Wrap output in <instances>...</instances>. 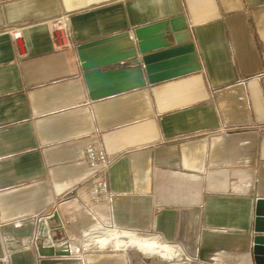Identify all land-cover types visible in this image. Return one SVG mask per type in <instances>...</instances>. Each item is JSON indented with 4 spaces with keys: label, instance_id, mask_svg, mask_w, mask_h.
<instances>
[{
    "label": "crops",
    "instance_id": "0c3cea01",
    "mask_svg": "<svg viewBox=\"0 0 264 264\" xmlns=\"http://www.w3.org/2000/svg\"><path fill=\"white\" fill-rule=\"evenodd\" d=\"M62 14L67 48L51 36ZM174 17L200 71L90 98L78 44ZM88 144L112 159L108 170L88 166ZM94 177L108 199H91ZM260 197L264 0H0V233L11 249L3 262L0 241V264H133L136 236H152L145 244L171 253L167 263L255 264ZM55 212L68 240L53 233L46 244L66 242L71 254L23 248Z\"/></svg>",
    "mask_w": 264,
    "mask_h": 264
},
{
    "label": "water",
    "instance_id": "95a60500",
    "mask_svg": "<svg viewBox=\"0 0 264 264\" xmlns=\"http://www.w3.org/2000/svg\"><path fill=\"white\" fill-rule=\"evenodd\" d=\"M183 18H172L124 31L76 46L83 78L91 99L112 95L121 91L155 84L180 75L201 70L195 44L191 40ZM171 34L176 45L170 46L165 36ZM134 64H121L126 61ZM165 67H173L164 71ZM254 229L251 234V248L255 264H264V198L255 202ZM58 213L41 218L38 222L39 237L63 233ZM40 256H69L70 246L42 245L37 248ZM150 257L143 256L135 264H150Z\"/></svg>",
    "mask_w": 264,
    "mask_h": 264
},
{
    "label": "built area",
    "instance_id": "2783aa9c",
    "mask_svg": "<svg viewBox=\"0 0 264 264\" xmlns=\"http://www.w3.org/2000/svg\"><path fill=\"white\" fill-rule=\"evenodd\" d=\"M69 19V14H62L53 19L50 23L52 40L57 48H67L72 45L68 30ZM10 33L15 39H18L22 36L20 27H13L10 30ZM84 159L88 166L97 170L98 172H105L112 164V159L107 156L106 152L99 144H88L85 147ZM108 197L109 188L107 181L99 177H94L92 183L91 199L94 202H98L103 199H108ZM22 221L23 220L14 221L13 224L15 226L19 224L21 225ZM0 241L2 245L1 260L5 263H8L11 258V249L9 248V245L6 244L8 241V236L0 233ZM48 241H50L49 237L41 238L38 235H32L24 239L22 247L25 249L32 247L37 248L40 244L47 245L46 243ZM51 245H53V243Z\"/></svg>",
    "mask_w": 264,
    "mask_h": 264
},
{
    "label": "rangeland",
    "instance_id": "374dc122",
    "mask_svg": "<svg viewBox=\"0 0 264 264\" xmlns=\"http://www.w3.org/2000/svg\"><path fill=\"white\" fill-rule=\"evenodd\" d=\"M136 237L139 239L145 240L144 241L145 243H147V242L151 243L152 241H154V240H152V236L151 237L150 236H136ZM41 238H45V237H41ZM145 243H144V246L146 245L145 247L144 246L141 247V246H138L136 244H132V245H130V248L126 249V251L131 253L133 256V264L141 262L143 256L150 257L149 262H148L150 264H173L174 262H178L176 260H169L168 263L163 261L162 258L166 259L172 254L171 253L170 254H166V253L164 254L161 249H159V248L153 249L152 248L153 245L145 244ZM93 248L95 250L101 251L103 253H107L110 249H114V247H112V246H108L104 249H100L97 245H93ZM119 250H122V248Z\"/></svg>",
    "mask_w": 264,
    "mask_h": 264
},
{
    "label": "bare ground",
    "instance_id": "6f19581e",
    "mask_svg": "<svg viewBox=\"0 0 264 264\" xmlns=\"http://www.w3.org/2000/svg\"><path fill=\"white\" fill-rule=\"evenodd\" d=\"M131 238H132V237H131ZM117 241H118V240H117ZM120 241H121V240H120ZM128 243H129V244H134V243H135V244H136V243L139 244V243H140V239H138V238H132L130 241H128ZM143 243H145V242H143ZM152 243H153V241H152ZM143 246H144V244H143ZM145 246H146V245H145ZM145 246H144V247H145ZM149 246H150V245H149ZM152 247H153V246H152ZM147 248H148V247H147ZM157 248H158V247H157ZM173 264H180V263H179V261H178V262H174Z\"/></svg>",
    "mask_w": 264,
    "mask_h": 264
}]
</instances>
